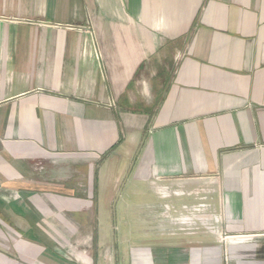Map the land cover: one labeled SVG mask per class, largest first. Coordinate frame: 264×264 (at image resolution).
I'll return each instance as SVG.
<instances>
[{"label":"crops","instance_id":"crops-1","mask_svg":"<svg viewBox=\"0 0 264 264\" xmlns=\"http://www.w3.org/2000/svg\"><path fill=\"white\" fill-rule=\"evenodd\" d=\"M0 264H264V0H0Z\"/></svg>","mask_w":264,"mask_h":264},{"label":"rangeland","instance_id":"rangeland-1","mask_svg":"<svg viewBox=\"0 0 264 264\" xmlns=\"http://www.w3.org/2000/svg\"><path fill=\"white\" fill-rule=\"evenodd\" d=\"M139 185H142V184H139ZM142 186H144V185H142ZM145 192H146L145 196H143L142 193L132 195L131 192L128 193V197L123 196L125 199H127V201H130V215L132 214L133 211H138V209L136 207L135 208L133 207V204L134 205H142L146 202H154L156 200L154 195H153V192H151V191L147 192V190ZM174 192L175 191L172 189V190H169V192H167V193H169L170 195L171 194L173 195ZM170 208L174 209V206L171 205ZM87 209H88V211L92 212L93 208L91 207V204H88ZM124 209H127V207H125ZM118 214L119 215L115 216L113 219H111V217H108L107 222L111 219L110 226L112 227V231L114 233V238L116 239L114 242V248L117 249L118 251L124 252V251H126L125 248L129 246L130 236L132 237L133 233L140 232L143 228H142V225H140L138 222L133 221V216H130V218H127V217H122V216H124V214H120V213H118ZM87 226L89 227L88 231H90V232H88L89 234H87V236L85 237L86 242L88 243V244L86 243L87 249L91 250V247L93 249H95L96 239H94L95 237H93L92 233H91V232H94V230H95V224L91 223V224H88ZM77 228H73V229H77ZM73 229H72V231H73ZM164 229H167V230L176 229V230L182 231L183 233H191V230H192L190 227V222H185L183 225L177 223L176 227L175 226L173 227L170 224H167V225H165ZM164 229L161 228L160 230H164ZM122 236H127L128 239L126 241L121 242L120 240L122 239ZM53 237L54 238H51L52 242H50V243H52L53 245H56L55 248H58V247H59V249L62 248L63 247V245H62L63 239H58V238L56 239L55 235ZM71 241H72L71 248L75 249L77 247V244H76L77 242L74 241V239H71ZM119 241H120V244H119ZM185 242L186 241L184 240V244H185ZM9 243L11 244V242H9ZM57 243L60 246L57 245ZM9 249L10 248L8 247L7 251L9 253H11V251ZM66 249H68V247H66ZM66 249L65 250L60 249V251H62L63 253L65 252V255H64L65 257L69 256V254H68L69 252Z\"/></svg>","mask_w":264,"mask_h":264}]
</instances>
